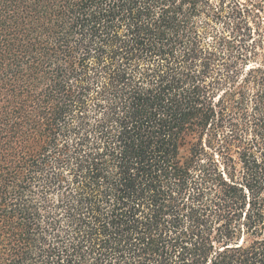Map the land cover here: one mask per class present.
Segmentation results:
<instances>
[{
    "label": "trees",
    "instance_id": "1",
    "mask_svg": "<svg viewBox=\"0 0 264 264\" xmlns=\"http://www.w3.org/2000/svg\"><path fill=\"white\" fill-rule=\"evenodd\" d=\"M0 264H264V0H0Z\"/></svg>",
    "mask_w": 264,
    "mask_h": 264
}]
</instances>
